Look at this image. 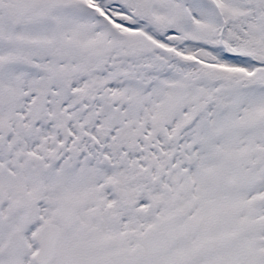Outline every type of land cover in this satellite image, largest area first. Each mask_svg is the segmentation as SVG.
I'll return each instance as SVG.
<instances>
[{
  "label": "snow or ice",
  "instance_id": "6c2138e0",
  "mask_svg": "<svg viewBox=\"0 0 264 264\" xmlns=\"http://www.w3.org/2000/svg\"><path fill=\"white\" fill-rule=\"evenodd\" d=\"M0 264H264V0H0Z\"/></svg>",
  "mask_w": 264,
  "mask_h": 264
}]
</instances>
